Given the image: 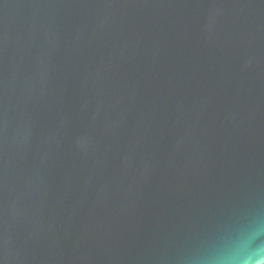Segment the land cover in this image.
Here are the masks:
<instances>
[{"label": "water", "instance_id": "water-1", "mask_svg": "<svg viewBox=\"0 0 264 264\" xmlns=\"http://www.w3.org/2000/svg\"><path fill=\"white\" fill-rule=\"evenodd\" d=\"M257 249L264 0H0V264Z\"/></svg>", "mask_w": 264, "mask_h": 264}, {"label": "clouds", "instance_id": "clouds-1", "mask_svg": "<svg viewBox=\"0 0 264 264\" xmlns=\"http://www.w3.org/2000/svg\"><path fill=\"white\" fill-rule=\"evenodd\" d=\"M223 264H264V249H257L252 252L240 250Z\"/></svg>", "mask_w": 264, "mask_h": 264}]
</instances>
